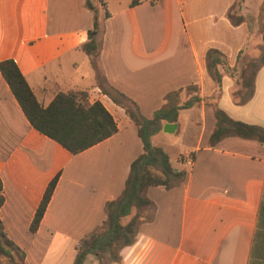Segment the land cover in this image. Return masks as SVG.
Returning a JSON list of instances; mask_svg holds the SVG:
<instances>
[{
	"label": "crops",
	"instance_id": "1",
	"mask_svg": "<svg viewBox=\"0 0 264 264\" xmlns=\"http://www.w3.org/2000/svg\"><path fill=\"white\" fill-rule=\"evenodd\" d=\"M97 1L102 10L97 2L89 9L87 0H0V62H16L44 107L60 92L87 91L90 103L101 102L118 126L112 138L73 155L34 129L0 72V218L7 237L27 264H74L82 242L107 229L108 203L121 197L132 163L144 153L136 123L113 98L125 95L150 119L198 96L201 102L180 111L174 134L162 130L152 138L182 175L170 187L147 189L150 204L123 219V225L135 220V242L122 246L112 264H264V145L239 137L213 145L216 118L205 102L217 90L208 51L219 50L231 68L247 60L264 0H242L243 15L256 24L240 26L227 17L238 0ZM96 21L95 60L104 84L83 51ZM243 82L225 74L218 107L235 121L264 128V66L245 104ZM58 175L33 233L44 193ZM99 258L90 255L85 264H100Z\"/></svg>",
	"mask_w": 264,
	"mask_h": 264
},
{
	"label": "trees",
	"instance_id": "2",
	"mask_svg": "<svg viewBox=\"0 0 264 264\" xmlns=\"http://www.w3.org/2000/svg\"><path fill=\"white\" fill-rule=\"evenodd\" d=\"M138 2L139 0H133L132 5H136ZM242 3V0H238L227 14L234 26L248 23V17L242 12ZM103 5L105 6V4ZM87 6L91 10L94 9L90 0H87ZM108 15L107 13L106 17ZM261 20H264V4L259 15V21ZM99 29V24L96 21L94 28L88 33L89 41L83 46V51L91 59V63L96 69L98 81L104 84L106 79L98 70L95 60V55L99 49L97 42ZM207 63L209 75L217 85L214 95L205 100L206 104L213 108L216 118V128L211 138L212 144L215 145L226 137H239L246 140H256L264 145V128L235 121L218 107V100L222 93V79L225 74L235 77L238 74L236 67H229L226 57L216 49L208 51ZM263 66L264 55L261 65L257 66V70L252 71L250 77L245 78L243 82V87L248 90V93L245 96L240 94L241 104L247 103L253 96L255 76ZM0 72L34 129L73 155L81 154L118 133V126L114 117L101 102L91 104L87 91L60 92L48 107H44L38 101L14 60L0 62ZM113 99L118 105L126 109L136 123L139 137L144 146V153L132 163L130 175L121 197L108 203L107 229L82 242L74 264H85L90 255L102 257L103 254L113 253V249L120 242H122V246L131 245L135 242V220H132L128 225H123V219L131 215L134 207L143 208L150 204L145 196L147 189L160 186L170 187L172 180L182 175L175 172L170 156L152 144V138L163 130L166 122L176 123L180 111L189 109L201 102L198 96H193L182 106L163 108L155 112L152 118L146 119L141 115L138 106L125 95L118 93ZM59 178V175L56 176L44 193L31 224V232L33 233L38 230L42 223ZM4 203V184L0 177V210ZM114 257L116 260L119 259L118 255H114ZM3 260H8L11 264H27L25 252L7 237L4 224L0 218V263Z\"/></svg>",
	"mask_w": 264,
	"mask_h": 264
},
{
	"label": "rangeland",
	"instance_id": "3",
	"mask_svg": "<svg viewBox=\"0 0 264 264\" xmlns=\"http://www.w3.org/2000/svg\"><path fill=\"white\" fill-rule=\"evenodd\" d=\"M256 1L257 0H247L246 2H248L249 5H256ZM91 2H93V4L95 5V3L98 1L97 0H91ZM98 7L100 10H102V7L98 4ZM258 23H259V30H258V34L257 37L252 41L253 43V48L251 49V47L248 48V51H250L251 56H249L244 60H241V58L238 60V67H236V71L238 72V75H241L240 77L243 79V81L245 80V78H249L252 71H256V67L261 65L262 62V57L264 55V20L259 21V17H258ZM253 22L254 24H256V20H251V18H248V23ZM252 66V67H251ZM99 70V69H98ZM244 70H245V74H244ZM245 94L248 93L247 91H244ZM195 131H199L198 126H196L194 128ZM157 139H154L153 143H156ZM174 148V152H170L172 154L173 157L175 153V150L177 149L176 146L170 148L173 150ZM126 220H130V217L127 218ZM122 247V242L118 243L117 246L113 249V253H107V254H103L102 257H100V264H112L113 262H116L118 260H116V258L114 257V255H118L120 249ZM0 264H11L8 260H3Z\"/></svg>",
	"mask_w": 264,
	"mask_h": 264
},
{
	"label": "water",
	"instance_id": "4",
	"mask_svg": "<svg viewBox=\"0 0 264 264\" xmlns=\"http://www.w3.org/2000/svg\"><path fill=\"white\" fill-rule=\"evenodd\" d=\"M178 129V125L174 123H167L163 127V131L167 134H174Z\"/></svg>",
	"mask_w": 264,
	"mask_h": 264
}]
</instances>
